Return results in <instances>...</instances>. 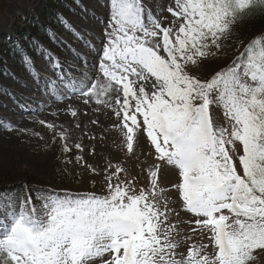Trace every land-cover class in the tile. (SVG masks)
Masks as SVG:
<instances>
[{"label": "snow or ice", "instance_id": "6c2138e0", "mask_svg": "<svg viewBox=\"0 0 264 264\" xmlns=\"http://www.w3.org/2000/svg\"><path fill=\"white\" fill-rule=\"evenodd\" d=\"M174 5V21L163 27L142 0H109L97 65L103 79L74 83L85 105L107 106L116 96L119 147L129 155L145 135L155 153L150 186L137 191L134 179H120L122 167L109 165L116 170L105 174V195L42 192L39 208L31 196L19 205L0 197V264H254L264 252V33L210 78L192 74L237 23L264 14V0ZM236 144L242 154L233 159ZM163 167L177 170L171 189L159 185ZM173 190L207 244L179 252L192 237L173 239L181 235L169 224L179 216L165 194Z\"/></svg>", "mask_w": 264, "mask_h": 264}, {"label": "rangeland", "instance_id": "374dc122", "mask_svg": "<svg viewBox=\"0 0 264 264\" xmlns=\"http://www.w3.org/2000/svg\"><path fill=\"white\" fill-rule=\"evenodd\" d=\"M40 1L7 0L0 15V36L17 39L23 46L19 60L5 55L0 66V184L7 180L17 184L1 197L19 205L29 196L36 202L42 192L49 191L59 195H105V174L116 170L109 165L122 167L125 171L120 179H134L137 191L147 189L150 186L148 169L155 163L154 149L143 133L133 154L119 147L121 133L117 131L113 113V109L119 107L115 103L116 96L106 98L107 106L96 104L94 99L85 105V98L74 91L76 82L90 85L103 79L97 65L110 18L109 0H60L63 6H57L54 13L41 18L44 25L38 32L24 31L25 35L19 36L17 31L22 30L26 19L37 14ZM142 3L151 9L163 27L174 21L167 11L169 6L175 7L174 0H142ZM15 23L18 26L13 25ZM220 43L217 54L202 61L199 70H193L192 74L208 79L232 63L240 51L233 30ZM32 110L33 113L28 114ZM71 110H76L78 115L72 117ZM212 111L219 124L226 126L221 110ZM48 124L54 128L49 129ZM77 143L83 151L75 148ZM63 145L71 151H63ZM235 148L236 152L230 153L233 159L242 154L239 144ZM77 156L83 157V164L76 162ZM64 173L65 179L62 178ZM177 182V170L163 167L160 187L171 189ZM165 194L169 207L179 213L178 217H169V224L177 225L181 233L173 239L184 241L192 237L182 244L179 252H185L190 244H207V236L192 232L193 226L188 223L192 218L182 211L178 194L174 190ZM35 206L40 207L38 202ZM256 255L259 259L254 264H264V252Z\"/></svg>", "mask_w": 264, "mask_h": 264}, {"label": "trees", "instance_id": "16d2710c", "mask_svg": "<svg viewBox=\"0 0 264 264\" xmlns=\"http://www.w3.org/2000/svg\"><path fill=\"white\" fill-rule=\"evenodd\" d=\"M27 1H31V0H27ZM39 4L40 5H39V9L37 10V14L29 19H26L25 22L22 24L23 26L22 30L17 31L19 36H24L25 35L24 31H28L26 33L38 32L41 29V26L44 25V23L40 21L41 18L43 16L49 15L50 13H54V10L55 8H57V6L58 7L63 6L60 0H41ZM6 5H7V0H0V15H2V12L6 7ZM21 19L23 20V18H20V20ZM13 25H17V24L15 23ZM232 30L239 40L240 51L236 54L237 57L243 51L245 45H247L253 38L258 36L259 34L264 33V14L256 15L250 20H245L240 23H237L232 28ZM21 48H23V46L19 40L13 39L11 37H7L4 34L3 36H0V66H1L2 57L5 55L12 59L19 60L18 57H21L23 54ZM0 73H2L1 68H0ZM64 175L65 173L63 174L62 178L65 179ZM66 178H69V176H67ZM30 183L33 184L32 181H30ZM16 187L17 184L10 183L9 180H7V182L1 183L0 197L3 195H7L10 192V190Z\"/></svg>", "mask_w": 264, "mask_h": 264}, {"label": "bare ground", "instance_id": "6f19581e", "mask_svg": "<svg viewBox=\"0 0 264 264\" xmlns=\"http://www.w3.org/2000/svg\"><path fill=\"white\" fill-rule=\"evenodd\" d=\"M30 99H31V98H30ZM33 111H34V110H32V111L28 112V114H32V113H33Z\"/></svg>", "mask_w": 264, "mask_h": 264}]
</instances>
